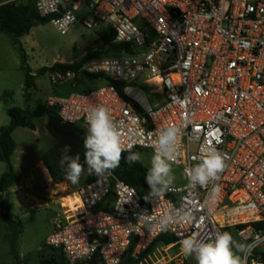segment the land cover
<instances>
[{
    "label": "built area",
    "instance_id": "built-area-1",
    "mask_svg": "<svg viewBox=\"0 0 264 264\" xmlns=\"http://www.w3.org/2000/svg\"><path fill=\"white\" fill-rule=\"evenodd\" d=\"M29 1L41 17L56 16L51 23L62 35L78 22L98 31L107 25L115 43L128 47V52L83 62L79 71L104 77L103 86L48 98L63 123L87 130L91 109L105 106L125 144L135 137L132 150L153 154L158 133L177 127L173 164L185 177L205 142L227 154L214 197L212 184L193 190L187 181L154 198L106 172L71 193L78 195L81 211L63 204V217L46 246L61 250L67 264H122L133 246L131 257L137 260L164 233L177 238L164 246L166 253L180 251V241L196 233L228 231L246 244L257 234L264 237V0ZM74 76L55 71L51 79L57 83ZM139 83L158 85L165 101L152 106L142 90L130 86ZM116 84L124 85L123 94ZM110 198L109 210H96ZM188 207L194 210L193 221L158 226L171 210ZM185 259L180 251L157 264H186ZM247 264H264V243L253 249Z\"/></svg>",
    "mask_w": 264,
    "mask_h": 264
},
{
    "label": "rangeland",
    "instance_id": "rangeland-1",
    "mask_svg": "<svg viewBox=\"0 0 264 264\" xmlns=\"http://www.w3.org/2000/svg\"><path fill=\"white\" fill-rule=\"evenodd\" d=\"M91 1L88 0L87 2L90 3ZM8 6L15 9L23 7L29 13L35 10L33 3L29 0H0V7L2 9ZM85 16L86 8L83 6L79 18L82 20ZM108 30L109 27L107 25H102V28L98 31L96 29H87L81 22H78L66 35H62L50 22L32 28L20 41L26 53L28 66L37 75L40 69L53 67L57 63L68 65L83 64L87 55L93 53L97 54L95 58L113 56L114 53H109L106 50L99 36L102 31ZM147 34L151 38L150 41L156 39V35L151 29L147 30ZM22 66V55L18 46L15 45L10 36L0 34V128L8 125L11 121L6 107L1 101V96L6 90L14 93V103L12 106H27L32 109L40 102L48 105L47 98L49 97H68L72 93L89 92L105 84L104 79H90L82 71L76 72L74 77H69L64 82L53 83L51 79L52 71H47L44 75L36 76L32 79V94L28 96L26 95L28 89L26 88L25 73L22 70ZM130 86L142 90L152 106L165 100V95L158 85L139 83L136 85L130 84ZM122 87H124L123 84ZM30 97L31 99L28 101ZM47 122V117L36 119L37 133L28 132V134L22 137L17 136L19 152L13 160L16 171L22 178H25L20 186L23 189H27V193L30 196L40 198L43 191L49 193L50 186L56 184L52 179L50 171L48 170L49 175L46 174L45 170L47 168H45L43 163H39V160L57 143L54 136L47 129ZM141 155V161L149 169L151 167L153 152L143 150ZM81 163L83 164L82 160ZM172 168L174 180L171 187L187 184L183 168L174 164ZM6 170V164L0 162V176ZM96 178H98L96 175L88 174L85 166V171L77 183H72L68 180L61 184H63V190L67 191L73 186L85 187L96 180ZM30 189L33 190L30 191ZM17 200L16 194L12 192L7 193L5 202L8 212L18 215L24 223L23 233L18 239V247L22 246V249L26 248L28 252L33 253L44 243V240L47 239L52 230L55 229L52 221L59 214L61 215L62 210L60 206H55L49 201L48 207H30L31 205L27 204L25 212L17 213ZM97 210H100V206L97 207ZM163 249L165 248L162 244L156 245L147 254L145 259L135 264H157L163 257L169 256L173 258L180 252L178 248L170 249L167 253L163 252ZM10 252L11 246L10 241L7 239V226L4 222H0V264L15 262ZM32 260L28 264H34ZM185 261L186 264H196L193 257H187Z\"/></svg>",
    "mask_w": 264,
    "mask_h": 264
},
{
    "label": "clouds",
    "instance_id": "clouds-1",
    "mask_svg": "<svg viewBox=\"0 0 264 264\" xmlns=\"http://www.w3.org/2000/svg\"><path fill=\"white\" fill-rule=\"evenodd\" d=\"M87 125V133L83 141L85 149L83 164L79 154L69 155L71 151L69 145H65L62 149L59 165L64 170L67 180L77 183L85 171V166L89 175L101 177L119 166L124 152L129 153L127 162L130 165L142 160L141 153L132 151L137 143L135 137L125 144L120 127L114 122L109 109L105 106L91 109L87 117ZM178 146L177 127H169L158 133L153 143L151 167L145 176L150 196L160 197L171 189L174 180L172 165L178 156ZM193 160L196 163L185 169L188 187L195 190L197 186L208 187L212 184L210 197L216 196L220 191L218 181L227 167V154L221 153L205 142ZM193 213L191 207L171 210L168 215L161 218L158 226L166 229L172 223L191 222L195 219ZM145 219L149 218L145 217ZM262 243L264 237L259 234L252 243L246 244L237 242L228 231L206 232L182 239L180 251L186 258L193 257L196 264H247V257Z\"/></svg>",
    "mask_w": 264,
    "mask_h": 264
},
{
    "label": "trees",
    "instance_id": "trees-1",
    "mask_svg": "<svg viewBox=\"0 0 264 264\" xmlns=\"http://www.w3.org/2000/svg\"><path fill=\"white\" fill-rule=\"evenodd\" d=\"M51 17H41L37 12L36 8L32 13L28 12L27 9L14 7H0V32L10 36L15 45L18 46L23 62V69L26 73V87L30 88L31 81L34 78L31 75V71L25 67L27 63V57L23 45L20 41L22 37L27 35L30 30L41 24L50 23ZM100 38L103 42V46L109 53H114L113 56L128 52V47L124 44L115 43L114 33L110 30L102 31L100 33ZM97 57L96 53L87 55L84 61L91 58ZM102 58V57H101ZM82 64H62L57 63L51 68H42L38 71L37 76L44 75L47 71H63V72H78ZM90 79H104V77L99 75H87ZM116 87L123 94L122 84H116ZM13 99V93H5L1 97V101L6 105L7 112L10 116L11 122L7 126L0 128V162H3L7 166L6 172L0 177V222H4L7 226V239L10 241L11 252L10 254L14 260L19 259L18 253V239L23 233L24 223L22 220L16 218L13 214L7 212L5 204L2 200L3 194L10 188L18 184L20 177L16 172L14 165L12 163V157L16 150V142L13 138L14 131L19 128H28L31 130L36 129L35 119L47 117V129L54 136L57 143L50 149L42 158L47 170L50 171L54 183L61 184L68 180L65 178L64 170L59 165V160L62 155V149L65 145L71 147L69 155L79 154L82 162H84V146L83 141L87 130L81 125H72L63 123L59 117L58 107L50 106L47 104H40L36 109H22L20 107L11 106L10 100ZM133 152L141 153L143 150L135 149ZM128 152L122 154V159L117 168L110 170L118 179L126 182L130 186L135 187L142 195H146L150 190L149 186L145 183V176L148 171L146 165L140 161L134 164H129L127 162ZM112 198L104 201L100 204V210H109L112 206ZM105 203V204H104ZM104 204V205H103ZM103 205V206H102ZM97 210V209H96ZM177 242V238L169 233L162 234L150 248V250L142 255L139 259H134L131 257L134 246L131 248L129 254L125 257L122 264H135L136 262L145 259L147 254L159 244L163 246H171ZM44 250L49 249L44 245ZM57 252V257L52 258L48 261H42V264H67L64 254L61 250L50 248Z\"/></svg>",
    "mask_w": 264,
    "mask_h": 264
},
{
    "label": "crops",
    "instance_id": "crops-1",
    "mask_svg": "<svg viewBox=\"0 0 264 264\" xmlns=\"http://www.w3.org/2000/svg\"><path fill=\"white\" fill-rule=\"evenodd\" d=\"M0 34H5V33H2L0 32ZM7 35V34H5ZM23 38V37H22ZM21 38V39H22ZM20 39V40H21ZM30 71H31V75L33 77H36L37 75H35L33 72H32V69L28 66V62L26 63V66ZM51 68V67H50ZM22 70L24 71L23 69V66H22ZM25 73V71H24ZM25 82H26V73H25ZM27 88V87H26ZM28 91L26 93V95L28 96H31V90H32V85L30 86V88H27ZM5 93H9L8 90L5 91ZM4 93V94H5ZM12 93V92H11ZM4 94L2 96H4ZM1 96V97H2ZM50 98V97H49ZM31 99L28 98V101ZM166 99V97H165ZM48 100V98H47ZM46 101V100H45ZM43 101V102H45ZM165 101V100H164ZM163 101V102H164ZM162 102V103H163ZM14 103V93H13V99L10 100V105L12 106ZM40 104H42V102L38 103V105L35 107V108H32V110L36 109ZM158 104H161V103H158ZM5 105V104H4ZM6 107V105H5ZM22 109H27L28 107H20ZM30 109V107H29ZM7 110V109H6ZM39 119V118H37ZM36 120V119H35ZM11 122V121H10ZM48 123V122H47ZM10 124V123H9ZM8 124V125H9ZM36 125V123H35ZM7 126V125H6ZM3 127V126H2ZM1 127V128H2ZM28 132H31V133H37V125H36V129L35 130H31V129H28V128H22V127H19L17 128L14 133H13V138L16 142V150H15V153L12 157V163H13V160H14V157L15 155L19 152V144H18V141H17V136H24L26 134H28ZM43 158V157H42ZM42 158L39 160V163H43L42 162ZM44 164V163H43ZM14 165V164H13ZM15 168V166H14ZM46 168V167H45ZM16 170V168H15ZM17 172V171H16ZM5 172H2L1 176L4 174ZM18 173V172H17ZM19 175V174H18ZM0 176V177H1ZM20 181L18 182V184H16L15 186H13L12 188H10L8 191H6L4 194H3V197H2V200L5 204V208L8 212V208L6 206V195L8 192H12L13 194H16L17 195V213H22V212H25L27 210V204H30L31 206L30 207H34V206H49V201L54 204L55 206H60L61 210H62V213L61 215L59 214L57 218H55L53 221H52V224L55 226V222L60 219L61 217H63V212H64V209L62 207V205L64 204L65 207L67 208V206L69 205L71 207V204L72 201L75 200V198L73 197V195H71L72 192H77L78 190L84 188V187H81V186H73L71 188H69L67 191H64L63 190V184H54L53 186H50L49 188V193H46V191H43L42 192V196L41 198L40 197H37V196H30L28 193H27V189H23L20 185L23 183L24 181V177L22 178L20 175ZM33 190V189H30V191ZM29 191V190H28ZM72 208V209H71ZM71 208H67L69 211L75 209L74 207H71ZM10 213V212H9ZM13 214V213H11ZM77 214V213H76ZM16 218L20 219L18 215L16 214H13ZM23 222V221H22ZM55 229L52 230V232L49 234L51 235L53 232H54ZM48 235V236H49ZM47 236V237H48ZM46 240V239H45ZM45 240H44V243L39 246L35 252L31 253V252H28L27 249H22V246L19 248L18 247V253H19V259L18 260H15V262L11 263V264H28L32 259V261H34V264H42V261H48L52 258H56L57 257V252H55L54 250L50 249H47V250H44V245L45 244ZM55 249V248H54ZM59 250V249H58ZM12 257V255H11ZM12 259L14 260V258L12 257ZM90 264H100L98 261H92L90 262Z\"/></svg>",
    "mask_w": 264,
    "mask_h": 264
},
{
    "label": "bare ground",
    "instance_id": "bare-ground-1",
    "mask_svg": "<svg viewBox=\"0 0 264 264\" xmlns=\"http://www.w3.org/2000/svg\"><path fill=\"white\" fill-rule=\"evenodd\" d=\"M46 174L49 175V171L46 169L45 170ZM73 197L75 198L74 201H72L73 204H71V207H74L75 209L71 210L75 213H79L81 211L80 207H79V198H78V195L77 194H74ZM69 205L67 206V208H71ZM72 209V208H71Z\"/></svg>",
    "mask_w": 264,
    "mask_h": 264
}]
</instances>
